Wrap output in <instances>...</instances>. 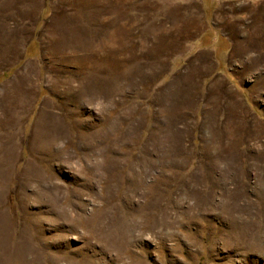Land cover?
<instances>
[{"label": "rangeland", "instance_id": "obj_1", "mask_svg": "<svg viewBox=\"0 0 264 264\" xmlns=\"http://www.w3.org/2000/svg\"><path fill=\"white\" fill-rule=\"evenodd\" d=\"M119 3L0 8V264H264V0ZM204 47L236 84L187 145L181 89L122 63Z\"/></svg>", "mask_w": 264, "mask_h": 264}, {"label": "crops", "instance_id": "obj_2", "mask_svg": "<svg viewBox=\"0 0 264 264\" xmlns=\"http://www.w3.org/2000/svg\"><path fill=\"white\" fill-rule=\"evenodd\" d=\"M120 1L123 0H110L112 4H110V7L115 9V3ZM0 2L3 3L0 4V8L5 9L46 10L67 9L68 7L74 9L93 8L92 5L97 4L98 0H0ZM123 6L122 8L118 7L119 10L122 9V18L130 19V7L128 6L125 9ZM44 15L43 11L36 14L22 12L19 22L21 24H37L40 23L38 19L44 17ZM58 15L55 13L48 15L47 17H50L47 22L53 24L55 22L53 19L60 17ZM65 16L67 15L63 14L62 18ZM110 18L114 20L115 13ZM203 31H205L204 34H202ZM207 31V28L203 29L197 36L201 34L208 36L209 32L207 33ZM162 56L163 58H161ZM169 56L162 53L146 60L147 66L140 68L133 79L130 70L134 68V65L130 69V60L127 62L124 59L122 63V73L124 74L122 83L160 84L157 90L160 88L161 90L171 89V87L181 89L183 101H187V104L193 106V108H187L186 104L185 107L180 108L179 114L173 120L166 118L164 122L166 128L182 131L178 132V136L187 137V145H189L188 138L194 136V131L200 127L196 124V115L200 112L198 106L209 105L212 95L215 96L212 92L218 94L219 90L225 88L226 84H236L232 78L234 74L228 70V67H225L226 64L224 66L223 59L220 57L222 55H220V50L217 48L185 49Z\"/></svg>", "mask_w": 264, "mask_h": 264}, {"label": "bare ground", "instance_id": "obj_3", "mask_svg": "<svg viewBox=\"0 0 264 264\" xmlns=\"http://www.w3.org/2000/svg\"><path fill=\"white\" fill-rule=\"evenodd\" d=\"M22 4V3H21ZM23 5V4H22ZM89 6V5H88ZM17 10V9H16ZM24 17V16H23ZM14 51V50H13ZM116 51V50H115ZM124 53V52H123ZM121 54V52H120ZM77 56V55H76ZM156 58V57H155ZM209 62V61H208ZM88 66V65H87ZM30 70V69H29ZM239 70V69H238ZM118 74V73H117ZM27 75V74H26ZM242 75V74H241ZM78 79V78H77ZM190 81V80H189ZM195 85V84H194ZM31 89V88H30ZM135 89V88H134ZM187 95V94H186ZM209 96V95H208ZM119 104V103H118ZM42 106V105H41ZM120 115V114H119ZM243 119V118H242ZM112 121V120H111ZM45 122V121H44ZM52 123V122H51ZM230 124V123H229ZM1 126V125H0ZM42 132V131H41ZM47 132V131H46ZM97 132V131H96ZM107 135V134H106ZM44 137V136H43ZM110 139V138H109ZM239 143V142H238ZM105 144V143H104ZM238 146V145H237ZM10 147V146H9ZM95 148V147H94ZM62 150V149H61ZM2 163V162H1ZM202 176V175H201ZM53 202V201H52ZM39 217V216H38ZM135 220V219H134ZM41 221V220H40ZM110 234V233H109ZM90 235V234H89ZM97 238V237H96ZM29 248V247H28ZM54 249V248H53ZM52 250V249H51ZM92 262V261H91ZM99 262V261H98ZM55 263V262H54Z\"/></svg>", "mask_w": 264, "mask_h": 264}]
</instances>
